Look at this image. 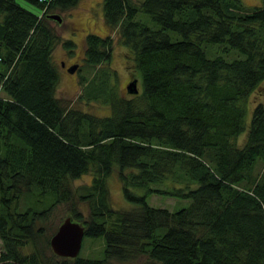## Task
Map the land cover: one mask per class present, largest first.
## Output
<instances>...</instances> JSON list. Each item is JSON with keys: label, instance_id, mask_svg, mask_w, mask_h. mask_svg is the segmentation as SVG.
<instances>
[{"label": "trees", "instance_id": "obj_1", "mask_svg": "<svg viewBox=\"0 0 264 264\" xmlns=\"http://www.w3.org/2000/svg\"><path fill=\"white\" fill-rule=\"evenodd\" d=\"M77 2L0 0V264L141 255L143 264H264V0H102L104 21L140 76L130 99L89 86L86 100L107 91L106 115L55 95L60 39L47 14ZM111 48L110 35L88 33L85 62L109 60ZM113 170L128 208L109 202ZM84 173L90 183L75 192L70 180ZM150 193L189 203L151 205ZM22 194L35 201L18 209ZM61 201L83 237H104L103 257L21 251ZM78 202L88 205L86 218Z\"/></svg>", "mask_w": 264, "mask_h": 264}, {"label": "rangeland", "instance_id": "obj_2", "mask_svg": "<svg viewBox=\"0 0 264 264\" xmlns=\"http://www.w3.org/2000/svg\"><path fill=\"white\" fill-rule=\"evenodd\" d=\"M138 2L140 0H132ZM247 5L260 4L261 0H242ZM61 20L51 19L50 24L53 26L59 36V42L55 45L52 58L58 69V82L56 84L55 95L57 97L68 100L69 104L74 107H81V109L90 111L98 115H106L110 112V105L108 101L104 100L107 91L101 92L99 99L90 98L85 99L84 92L88 90L89 86L99 89L101 85L106 84L113 92L126 99L132 98L135 94L127 91L126 84L132 79L136 78V85L140 88L139 73L129 66L125 57L126 48L120 43L116 32L106 24L102 12V0H78V2L64 11H55ZM143 16H146L143 14ZM88 33H95L100 36H111V54L107 61L93 66L85 62V48L86 35ZM63 40H69L72 43L71 47H65ZM61 60L64 62L62 66ZM75 65V70L69 72L67 67ZM106 78V79H105ZM106 81V83H105ZM98 86V87H97ZM111 90V89H110ZM4 95L0 90V96ZM264 95V94H263ZM256 99L255 92H252L249 97V103L252 105ZM239 143L244 140L243 134L237 137ZM91 174L84 173L81 176L71 179L70 186L75 192H82L85 185L90 183ZM106 184L109 193V202L114 208H128L132 206L123 195L122 183L118 177L117 171L113 170L106 177ZM138 194L144 191L139 188H132ZM35 197L31 194H22L17 208L23 209L26 204L34 203ZM48 201V199H47ZM147 201L151 205L167 207L168 209L185 206L189 203V199H180L167 195H160L150 193L147 196ZM43 205H46L45 203ZM77 207L86 218L88 215V205L85 202H78ZM69 204L66 201L54 203L46 219L42 225L43 234L36 238V242L27 243L22 247L23 253H29L34 249L38 254L48 257L54 253L50 247L45 245V235L51 232L52 227L56 228L58 223L69 213ZM108 221L111 218H107ZM104 237L103 236H84L81 241L79 256L90 258H101L104 255ZM1 245V240H0ZM57 255V254H56ZM146 259L145 255L136 257L133 260L119 262L112 260L109 264H143Z\"/></svg>", "mask_w": 264, "mask_h": 264}, {"label": "water", "instance_id": "obj_3", "mask_svg": "<svg viewBox=\"0 0 264 264\" xmlns=\"http://www.w3.org/2000/svg\"><path fill=\"white\" fill-rule=\"evenodd\" d=\"M48 17L61 20L57 13H49ZM75 65L68 67L69 72L75 70ZM136 78H132L127 84V91L135 94L138 91ZM84 235V225L76 220H73L70 215H66L57 225L55 231L49 238V246L52 251L63 257H75L81 246V241Z\"/></svg>", "mask_w": 264, "mask_h": 264}, {"label": "flooded vegetation", "instance_id": "obj_4", "mask_svg": "<svg viewBox=\"0 0 264 264\" xmlns=\"http://www.w3.org/2000/svg\"><path fill=\"white\" fill-rule=\"evenodd\" d=\"M61 64H62V66L64 65V62L61 60ZM67 69H68V67H67Z\"/></svg>", "mask_w": 264, "mask_h": 264}]
</instances>
